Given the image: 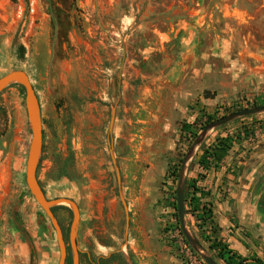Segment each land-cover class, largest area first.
Returning a JSON list of instances; mask_svg holds the SVG:
<instances>
[{"label":"rangeland","instance_id":"obj_1","mask_svg":"<svg viewBox=\"0 0 264 264\" xmlns=\"http://www.w3.org/2000/svg\"><path fill=\"white\" fill-rule=\"evenodd\" d=\"M13 71L28 75L41 106L40 185L47 199L79 208V264H206L180 235L178 179L207 116L264 107V0H0V78ZM226 136L238 139L212 181L213 202L236 246L249 239L234 235L235 215L221 208L226 169L234 181H264L253 174L264 169V114L211 132L186 182L202 173L204 148ZM31 137L25 92L12 85L0 95V264L59 263L56 233L26 183ZM60 207L73 264V216ZM186 223L206 249L209 231L191 214ZM259 238L241 249L246 258L264 259Z\"/></svg>","mask_w":264,"mask_h":264},{"label":"water","instance_id":"obj_2","mask_svg":"<svg viewBox=\"0 0 264 264\" xmlns=\"http://www.w3.org/2000/svg\"><path fill=\"white\" fill-rule=\"evenodd\" d=\"M57 32V28H56ZM18 85L25 92V103L28 114V120L31 127V143L29 147L27 166H26V183L31 195L34 197L35 201L44 211L46 216L51 222V225L56 233L57 243L59 247V263L66 264L68 259V247L64 239V233L62 227L53 213V209L58 206H66L71 210L73 220L70 228V249L72 252L73 264H79V255L80 251L78 249V230L80 225V211L76 203L69 199H56L49 200L47 199L39 179L37 177L38 166L42 156L43 150V121H42V112L41 106L36 94V91L26 73L23 71H13L0 78V95L10 86ZM264 114V107H256L253 109L244 110L238 113L231 114L229 116L223 117L222 119L210 124L207 126L203 132L198 136L197 140L189 150L186 155L185 160L183 161V166L178 179V186L176 192V209L177 216L180 225L181 233L188 243L190 248L204 260L206 264H218L209 252L200 244V242L190 233L187 223H186V214L184 207V192L186 185V177L189 171L191 162L194 158L196 151L203 145L208 135L220 129L221 127L228 125L236 120L247 118L255 115ZM115 123V109L112 112V118L110 123V135L113 132V127ZM111 156L112 161L116 170L117 179L119 186L121 187V178L119 169L117 167V161L114 157V149L111 146ZM121 201L124 206L126 216H127V227L129 226V213L127 210V204L121 195Z\"/></svg>","mask_w":264,"mask_h":264},{"label":"trees","instance_id":"obj_3","mask_svg":"<svg viewBox=\"0 0 264 264\" xmlns=\"http://www.w3.org/2000/svg\"><path fill=\"white\" fill-rule=\"evenodd\" d=\"M20 51L24 55L26 49L21 46ZM214 122H216V120L212 116H207L205 124L202 126V131ZM190 129L191 126L185 125L182 128V131L190 132ZM243 134L244 136H248L250 133L245 132ZM235 139H238V137H218L211 146L204 148L197 161L202 173L198 175L197 179H192L186 182V191L184 195L185 214H191V216L201 224L200 226H203L209 231L211 237H205L204 239L208 244L206 249L215 253L217 260L222 261L224 264H264V259H261L256 255L251 258L243 257L233 250L228 243L222 240V229L216 221L212 192L201 186V184L207 180L208 175L212 170L221 168L224 160L229 156L236 144ZM56 208L61 207H55L52 210L54 214ZM174 211L179 228L180 225L175 204ZM179 231L180 235L183 236L180 229ZM185 243L188 245L186 241ZM216 258L213 259L216 260Z\"/></svg>","mask_w":264,"mask_h":264},{"label":"crops","instance_id":"obj_4","mask_svg":"<svg viewBox=\"0 0 264 264\" xmlns=\"http://www.w3.org/2000/svg\"><path fill=\"white\" fill-rule=\"evenodd\" d=\"M226 159L224 160L220 169L212 170L209 173L211 174V176L213 174L212 176L213 180L212 179L210 180L211 185H208L210 182L208 178L205 182L202 183V186L206 190H212V195H214V191L212 189V185H213L212 181H214V177L219 174V171L222 169L224 163L226 162ZM226 171H230L229 174L227 175L229 181H227L226 186H224V189L227 188L228 197H227V202L224 203L221 208L223 211L226 212V216L228 218H231L233 217V215H235L234 217L239 224V228L236 232H234V235L238 236L240 233H244L245 235H247L249 242L248 241H246V243L241 242L240 245L237 244L236 246H234L231 244L230 240L226 241L224 237H226L228 234L233 233L232 230L230 229L222 231V237L224 239V242L231 244V248L233 250H235L238 254L245 257L244 252L241 249H245L247 251L248 244L251 243L252 241L254 242L259 241L260 239L259 237L264 233V181L257 183L255 182L247 185L243 181L244 176L243 178L234 181L236 177L231 175L232 172L234 173V170L230 169V167H227ZM253 174H255V176L263 175L264 177V169L263 168L254 169ZM255 179L256 177L253 178V182L255 181ZM223 182L226 181L223 180ZM254 184H255L254 186L255 191L253 193L252 201L247 203L246 199L249 194V190ZM214 199L215 198L213 196V200ZM214 208H215V215L217 216L218 211L216 209L217 207L215 204H214ZM256 229L260 232L258 233Z\"/></svg>","mask_w":264,"mask_h":264}]
</instances>
